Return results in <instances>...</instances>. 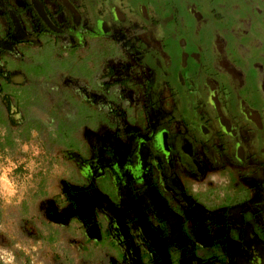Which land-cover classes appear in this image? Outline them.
<instances>
[{
    "label": "flooded vegetation",
    "instance_id": "af4514ba",
    "mask_svg": "<svg viewBox=\"0 0 264 264\" xmlns=\"http://www.w3.org/2000/svg\"><path fill=\"white\" fill-rule=\"evenodd\" d=\"M173 3L0 0V95L28 97L34 121L80 110L72 97L107 113L106 124L74 134L86 156L79 146L61 149L74 168L51 195L66 201L50 203L49 214L67 207L95 238L106 230L123 264H141L144 253L155 264H264V93L247 89L242 69L256 45L244 25L232 26L229 45L192 30L190 51L175 59L159 29L143 26ZM101 48V60L89 54ZM37 132L42 143L68 142ZM149 139L159 143L160 164ZM72 175L84 182L71 183Z\"/></svg>",
    "mask_w": 264,
    "mask_h": 264
},
{
    "label": "rangeland",
    "instance_id": "374dc122",
    "mask_svg": "<svg viewBox=\"0 0 264 264\" xmlns=\"http://www.w3.org/2000/svg\"><path fill=\"white\" fill-rule=\"evenodd\" d=\"M177 2L178 0H174L172 6L154 14V22L148 19L143 20V26L146 28L151 29L154 25L159 29L155 36L160 40L158 42L164 50L170 51L175 59L179 51L188 54L190 47L187 42L192 30L196 36L201 32L207 35L216 33L225 40L226 45H229V38L234 35L229 31H233L232 26L237 25L233 21L235 17H241L250 36L249 43L256 45L257 53L255 57H252L253 60L250 59L248 66L243 68L241 64L244 70L245 86L248 90L256 87L257 91L264 93V0H181ZM179 11L182 13V20L179 19ZM192 12H198V20L191 14ZM179 37H182V43L177 40ZM208 41L210 42V38ZM194 50L196 53L199 51L196 48ZM149 51H147V57L151 55ZM189 62H192L190 57L187 59V63ZM157 70L158 68L153 69L155 75ZM175 90L181 98L179 90L177 88ZM3 134L4 131L0 127V264H104L102 258L80 253L84 238L82 236L77 237L69 232H61L58 238L51 240L47 238L48 232H44L43 239L33 240L28 234L21 232L13 208L25 203L32 205L34 211L38 213L44 203L43 200L61 188L66 175L74 168V165L65 158L57 145H52L48 150L34 137V134L28 135L23 130L16 131L11 143L6 139L3 140ZM148 144L153 163L160 164L159 143L149 139ZM170 145L173 151H177L178 138L170 137ZM164 148L167 149L166 146ZM182 161L184 165L189 164L185 159ZM173 174L176 175L175 171ZM174 190L176 191L174 193L179 194L177 189ZM33 196L35 200L31 202ZM69 212L67 207L60 208L55 212L57 216L54 218L66 220ZM5 240H8L11 246ZM56 256L62 261H56Z\"/></svg>",
    "mask_w": 264,
    "mask_h": 264
},
{
    "label": "trees",
    "instance_id": "16d2710c",
    "mask_svg": "<svg viewBox=\"0 0 264 264\" xmlns=\"http://www.w3.org/2000/svg\"><path fill=\"white\" fill-rule=\"evenodd\" d=\"M236 18H238L237 24L240 26L243 25V22L241 21L243 19L241 17H235V19ZM89 54H96L100 60L106 56L104 48L99 49L97 53L91 51ZM51 56L53 59H55L54 57L56 55L53 51ZM87 69L84 67L85 74L87 73ZM6 84L9 83L6 80H1V85L3 88ZM63 96L64 95H61L60 99H63ZM72 98V104L75 102V105L82 106L80 110L78 108L74 110L72 107L66 109L64 108L62 111L55 113V120L53 119L52 121H49L46 117H44V115H41L38 116V118L34 121L33 113H30L28 110V105L31 103L28 97H19L15 100L10 94L3 93L2 96L0 95V127L4 131L3 140L6 139V141L11 143L13 134L16 131L23 130L24 132H27L28 135H30L37 128V133L38 135L39 133L41 134V139L44 137L52 140H56V138H58L60 141L66 139L68 142L54 144L58 146L59 150H74L79 146L77 149H79L80 154L86 156L87 145L81 139H76L74 134L77 129L81 127H90L91 129H95L98 124H106L108 122L107 113L104 110H96L93 107H89L87 102L81 101L80 98ZM47 125L48 127L52 126L54 132H51L50 130L47 131ZM54 133L56 135L55 138H53ZM41 144L45 146V148L51 149L53 143L47 144L45 142H41ZM68 180H71V183L74 184H78V182H84V179H81V177L77 175L70 176ZM34 200L35 196L31 197V202ZM64 201H66V198L61 193L54 194L53 198L48 196L43 200L44 203H42L40 207L41 209L38 211V213L34 211V207L30 204L23 203L14 207V215L17 217L16 222L21 232L28 234V236L33 240L43 239L44 232H48L47 238L51 240L58 238L61 232H69L71 235L84 237L83 244L80 248V253L82 255H94L100 259L102 258L105 262L104 264L123 263L124 258L122 253L118 250L116 242L109 239L106 230L103 229L101 231V235L98 238H95L92 234V231L91 233L85 231V221L83 222L77 216H72L62 221L61 219L50 216V207H52L50 203L60 206L58 203H63ZM86 223L91 224L89 221ZM5 242L9 245L8 240H5ZM140 257L141 264H155V259L150 257V255L147 253H144ZM60 259V257H57L56 261H62Z\"/></svg>",
    "mask_w": 264,
    "mask_h": 264
}]
</instances>
